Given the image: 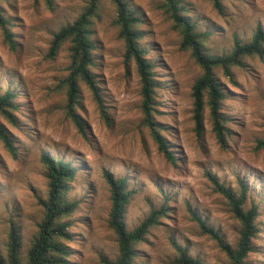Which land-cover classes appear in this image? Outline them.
Segmentation results:
<instances>
[{
	"label": "rangeland",
	"instance_id": "rangeland-1",
	"mask_svg": "<svg viewBox=\"0 0 264 264\" xmlns=\"http://www.w3.org/2000/svg\"><path fill=\"white\" fill-rule=\"evenodd\" d=\"M0 0L10 22L15 49L5 42L0 28V89L17 94L16 123L0 114L9 132L13 154L0 139V246L5 248L12 226L21 231L24 251L44 216L40 199L48 197V181L41 155L49 153L77 169L69 197L78 201L68 218L72 233L67 242L68 264H105L118 255L117 234L109 225L112 201L108 177L127 178L133 191L126 210L128 229L138 226L153 209L166 207L146 239L138 244L134 264H178L172 240L186 247L204 264L230 261L209 235L201 232L190 209L236 246L241 230L228 200L217 191L208 174L240 192L247 188L244 208L257 206L258 235L244 264H264V57H249L231 76L217 73L226 99L227 147L212 131L209 111L199 137L193 119V86L201 67L163 8L164 0H126L141 18V45L153 63L156 88L155 117L174 151L176 164L160 153L150 131L142 125L141 82L134 61L125 59L112 0H102L89 27L95 45L93 72L105 103L106 115L90 89L81 85L78 112L87 138L66 114L64 83L70 64L69 42L51 54L53 36L74 22L90 0ZM223 13L207 0H182L189 18L214 55L229 54L239 39L247 43L264 26V0H223Z\"/></svg>",
	"mask_w": 264,
	"mask_h": 264
},
{
	"label": "trees",
	"instance_id": "trees-1",
	"mask_svg": "<svg viewBox=\"0 0 264 264\" xmlns=\"http://www.w3.org/2000/svg\"><path fill=\"white\" fill-rule=\"evenodd\" d=\"M53 7V0H44ZM102 0H90L85 10L74 22L63 26L53 36L51 54L55 55L61 46L67 42L70 46V64L68 76L64 83L67 88L66 114L77 126L80 133L87 138L84 120L78 112L81 98V85L85 84L92 92L103 117L106 115L105 103L96 75L93 72L95 63V45L90 37L89 27L97 14ZM214 8L223 13V0H207ZM117 10L116 25L119 27V38L125 43V59L134 61L141 82L142 95V125L145 126L158 145L165 159L176 164L174 151L170 150L169 142L161 132L162 125L155 117L156 88L158 86L153 63L147 58L148 51L141 45L142 32L139 29L140 16L131 9L126 0H112ZM163 8L173 22V27L182 36V49L190 50L202 73L193 86V119L195 131L199 137L204 132V114L209 111L218 143L224 149L227 147L228 129L227 116L222 111L226 94L219 82L217 73L222 71L231 76L232 68L242 67L249 57H264V26L259 25L252 39L243 43L235 40L232 52L214 55L207 49L205 42L210 36L207 31H200L198 24L187 15V9L182 0H164ZM0 2V28L5 42L15 49L14 35L10 30V22L5 18ZM17 94L12 90L2 92L0 89V114L11 123H16L15 110ZM0 139L13 153L14 145L9 132L0 123ZM258 147L264 149V141L258 142ZM45 167L44 175L48 181V197L40 199L44 207V216L37 225V231L27 250L24 245L20 228L12 226L5 248L0 246V264H68L70 249L67 245L72 239L69 231V217L77 210L78 201L71 200L69 193L77 169L71 162L56 158L49 153L41 155ZM208 177L217 191L221 193L231 207L234 217L240 222V236L236 246L229 245L218 230L210 226L195 210L190 209L194 221L198 223L201 232L212 237L227 255L229 264H244L249 254L253 252L255 239L259 232L257 225L258 208L255 205L248 210L244 208L247 200V188L243 181L240 192L219 182L216 175L209 173ZM111 190V213L109 225L117 234L118 255L115 260L103 259L105 264H134L138 256V244L146 239L151 229L158 224L160 218L166 215V207L153 209L150 214L134 229H128L125 216L131 201L133 191L128 187L127 178L108 177ZM178 257V264H204L199 258L189 255L188 249L172 240Z\"/></svg>",
	"mask_w": 264,
	"mask_h": 264
}]
</instances>
